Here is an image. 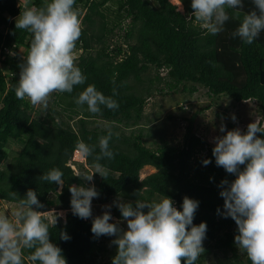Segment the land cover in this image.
I'll list each match as a JSON object with an SVG mask.
<instances>
[{
    "label": "trees",
    "instance_id": "obj_1",
    "mask_svg": "<svg viewBox=\"0 0 264 264\" xmlns=\"http://www.w3.org/2000/svg\"><path fill=\"white\" fill-rule=\"evenodd\" d=\"M170 1L75 0L79 18L85 13L74 58L87 81L74 86L72 93L53 92V105L42 116L27 98L15 96L19 65L31 40L30 33L15 28V18L26 5L39 8L44 0H0V204L19 208V200L29 189L35 190L44 205L38 210L45 213L50 239L62 249L67 264H112L117 254V246L111 243L116 237H96L91 232L93 207V216L88 219L72 214L69 191L72 185L90 186L69 165L75 145L81 140L98 145L109 129L113 133L109 147L115 156L99 161L108 169V176L105 179L94 174L97 202L135 203L137 199L152 201L165 195L180 209L185 196L198 200L193 223L206 222L207 232L205 251L196 264H205L213 249L225 255L232 253L238 260L237 225L223 215L224 198L219 194L221 181L231 182L235 176L222 167L212 177L206 176V182L193 179L196 147L205 142L194 127L197 113L186 120L188 126L180 140L156 130L158 135L154 131L153 140L148 142L149 134H144V129L151 121L144 112L147 101L155 95H193L203 88L216 100L254 102L261 114L258 124L264 126V32L252 44L232 36L243 15L254 9L252 0H244L240 16L229 10L230 19L217 35L207 34L188 19L194 11L191 0H181L184 12ZM18 49H24L23 54ZM164 71L166 76L162 77ZM87 84H94L105 95H112L115 89L119 108L102 107L100 114H91L86 106H77L74 97ZM224 114L218 112L213 122L226 123ZM99 121L107 124L97 126ZM225 126L233 130L236 125ZM257 136L264 138L259 132ZM98 153L97 146L93 157H85V163L74 162V166L80 173L94 172L93 158ZM148 166L156 172L140 179L141 171ZM53 168L63 173L62 189L40 180ZM11 192L17 196L13 198ZM53 209L67 211L65 218L58 212L46 214ZM112 210L115 218L123 221L119 209L114 206ZM62 231L71 239L62 240ZM29 254V250L24 251L25 264H32L27 260ZM246 263L251 261L247 258Z\"/></svg>",
    "mask_w": 264,
    "mask_h": 264
},
{
    "label": "clouds",
    "instance_id": "obj_2",
    "mask_svg": "<svg viewBox=\"0 0 264 264\" xmlns=\"http://www.w3.org/2000/svg\"><path fill=\"white\" fill-rule=\"evenodd\" d=\"M252 4L254 9L243 15L232 33L233 38L238 37L245 44H252L264 32V0H252ZM74 5L75 0H44L39 8L26 5L15 18V28L31 34L14 89L18 99L27 98L33 106L47 108L53 92L72 93L74 86L86 84L87 77L74 58L76 42L82 32ZM243 7L244 0H191L194 11L188 19L198 23L207 34L217 35L230 19L229 10L240 16ZM10 54L16 55L15 52ZM115 95V89L112 95H105L94 84H87L74 97V102L77 106H86L91 114H100L102 107L119 108ZM232 119L236 117L233 115ZM219 131L224 133L226 126L222 125ZM258 132L264 134V126L257 120L248 124L246 132L239 128L227 130L225 135L214 138L213 148L216 165L235 176L231 182L221 181L219 194L224 198L223 215L231 217L237 225L235 244L251 264H264V138L258 137ZM112 136L109 129L107 135L99 138L98 145L77 142L74 152L80 157H93L97 146L99 153L93 158L94 172L85 171L76 176L92 181L98 173L106 179L108 169L99 161L114 159L115 154L109 147ZM209 163L210 159L203 160L204 165ZM62 177V171L53 168L40 180L55 183L62 189ZM69 191L72 214L81 219L92 217V201L99 196L95 185H72ZM10 195L17 196L15 192ZM114 203L127 222V229H122L119 221L110 222L111 211L96 216L91 227L96 237H116L111 241L117 246L112 264H181L182 259L184 264H196L204 253L207 224L193 223L198 200L185 196L180 206L182 210L165 195L152 201L137 199L135 203ZM19 204L11 216L0 214V264H25V250L30 251L27 260L32 264H67L62 249L50 239L49 223L45 221L44 212L38 210L44 205L38 200L37 192L29 189ZM105 207L110 209L111 205ZM60 238L71 239L66 231L60 233Z\"/></svg>",
    "mask_w": 264,
    "mask_h": 264
},
{
    "label": "rangeland",
    "instance_id": "obj_3",
    "mask_svg": "<svg viewBox=\"0 0 264 264\" xmlns=\"http://www.w3.org/2000/svg\"><path fill=\"white\" fill-rule=\"evenodd\" d=\"M170 1V0H169ZM172 1V0H171ZM170 1V2H171ZM171 3L177 6L178 10L182 8L180 12H184V6L181 0H173ZM80 11V10H79ZM85 11L80 16V20L84 15ZM24 49H18L19 54H23ZM76 59V58H75ZM162 77L166 76V72L164 71L161 75ZM53 105L52 94L48 99L47 108H44L41 105L34 106L36 109H40L42 112V116H45L46 113L49 111V108ZM218 105H220L218 107ZM207 106H211L210 109H205ZM256 105L254 102H242L239 104H234L230 100L226 99H214L210 98L205 89L199 88V91L193 95H186V94H172L170 96H162L155 95L154 97L150 98L147 101V105L145 107V116L151 121L149 125L144 129V134L148 133L149 136L146 139L148 142L153 140L151 137L154 131H159V133H165L167 137H173L176 140H180L183 133L185 132V128L188 126V120L194 114L196 115V120L194 127L196 132L202 139L205 141L199 144L196 147V156L192 160L193 164V179L202 180L203 182L207 181L206 176L212 177L216 172L222 168V166H217L215 163V158L213 156V148L215 146V137L222 136L226 134L221 133L219 131L220 127L223 125H227L228 123H233L236 126L234 129L239 128L242 131H247V126L250 123H253L257 120L259 122L261 120V114L258 109H256ZM202 110L203 113H199ZM226 112L228 117L226 123L223 121L214 123L213 121L216 118L217 113ZM233 115L236 117L235 120L232 119ZM172 117V119H169ZM104 121H99L97 126L103 127L106 125ZM230 130V129H229ZM156 134L158 135V132ZM210 159L211 163L208 165L203 164V160ZM85 157L81 158V160L76 159V155H74L71 165H74V162L78 163H85ZM76 174H79V168L77 166H73ZM156 172V169L153 167H145L141 171L140 179H144L145 177L153 174ZM197 181V180H196ZM88 184L95 185L94 179L92 181H88ZM111 205V208H107L105 206ZM115 206V203L109 202L106 204H102L97 202L96 198H93L92 207L95 209L94 215L101 216L105 211H111L112 220L111 223H116L119 220L115 218L112 208ZM13 207V208H12ZM10 208V209H9ZM18 208H14L13 205H6L5 203L0 204V214H7L11 216V210L16 211ZM55 212L65 218L66 212L65 210H56L53 209L47 214L51 215ZM120 227L122 229H127V222L126 221H119ZM237 248V259L233 258L232 253H228L227 255L223 254L221 250L213 249L205 261V264H238V261L247 262L246 254L240 252ZM248 264V263H246Z\"/></svg>",
    "mask_w": 264,
    "mask_h": 264
},
{
    "label": "bare ground",
    "instance_id": "obj_4",
    "mask_svg": "<svg viewBox=\"0 0 264 264\" xmlns=\"http://www.w3.org/2000/svg\"><path fill=\"white\" fill-rule=\"evenodd\" d=\"M74 155H76V159L81 160L82 157H80L78 154L75 153Z\"/></svg>",
    "mask_w": 264,
    "mask_h": 264
}]
</instances>
